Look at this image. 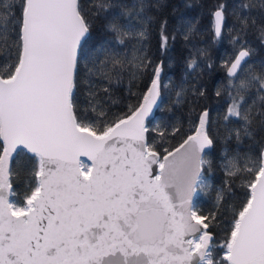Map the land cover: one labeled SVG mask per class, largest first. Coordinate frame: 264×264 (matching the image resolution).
Here are the masks:
<instances>
[{
	"label": "snow or ice",
	"instance_id": "6c2138e0",
	"mask_svg": "<svg viewBox=\"0 0 264 264\" xmlns=\"http://www.w3.org/2000/svg\"><path fill=\"white\" fill-rule=\"evenodd\" d=\"M151 8L150 0L0 6V264H264V150L243 160L225 154L226 175L243 180L246 192L231 206L224 195L231 186L221 188L205 214L196 201L213 166L209 110L195 116L190 134L171 150H157L150 139L152 132L166 139V128H150L163 62L122 58L116 46L147 40ZM104 13L110 39L97 49L93 22ZM212 15L219 38L226 6ZM232 15L240 33L253 28L264 41V0L259 7L241 0ZM166 23L161 47L170 38ZM193 30L189 25L185 40ZM234 39L241 46L225 62L230 103L223 119L243 121L246 134L257 121L264 131V67L250 70L247 42ZM130 71H150L146 90L137 104L113 114L112 86ZM194 91L205 96L202 88ZM180 132L172 127L170 135ZM21 176L26 187L18 195L14 178Z\"/></svg>",
	"mask_w": 264,
	"mask_h": 264
},
{
	"label": "trees",
	"instance_id": "16d2710c",
	"mask_svg": "<svg viewBox=\"0 0 264 264\" xmlns=\"http://www.w3.org/2000/svg\"><path fill=\"white\" fill-rule=\"evenodd\" d=\"M6 0H0L2 6ZM114 4H127L131 6L136 0H111ZM241 0H150L152 5L148 15L151 17L148 30L150 35L146 41L138 42L137 39L126 41L125 45H117L121 57L131 60L135 56H147L153 63L163 62L161 73L162 95L150 116V128L157 125L161 129H167L166 139H161L152 132L150 139L157 145V150L163 151L164 147L172 149L180 143L185 134L191 132L192 121L203 109L210 112L209 135L213 138V147L207 150V158L213 162V166L207 172L206 183L209 187L197 198V206L205 214L214 210L217 204V196L221 188L231 186V194L226 190L224 195L231 206H238L246 192L244 181L230 178L223 169L225 154L239 155L255 158L264 146V131L257 121L247 131H244V122L237 118L229 121L223 119L229 97L223 87L227 83L225 62L230 61L241 46L234 38L239 36L240 41L247 42L251 55L247 59L250 70L259 72L264 67V41H261L259 33L249 28L246 33L239 32V25L232 15L233 9ZM259 7L261 0H253ZM219 4H224L228 15L226 26L222 35L217 38L214 34L213 10ZM106 13L98 16L93 22L92 41L97 49L110 39L106 29ZM166 21L164 33L170 38L166 47H161L159 40L160 25ZM189 25L194 30L187 40L184 35L188 32ZM196 60L197 67L190 69V60ZM150 71L143 76L125 74L119 83L112 86L111 100L108 101L109 111L120 114L127 111L129 105L138 103V98L146 90ZM202 88L204 97H200L194 91ZM217 89L221 95L216 96ZM177 96V93H181ZM257 101L258 97H252ZM114 101V103H113ZM172 127H180L181 132L171 136ZM240 132L237 139L235 132ZM14 187L18 195H21L26 187L24 177L14 178ZM227 219V217H226ZM216 231H220L217 228Z\"/></svg>",
	"mask_w": 264,
	"mask_h": 264
},
{
	"label": "water",
	"instance_id": "95a60500",
	"mask_svg": "<svg viewBox=\"0 0 264 264\" xmlns=\"http://www.w3.org/2000/svg\"><path fill=\"white\" fill-rule=\"evenodd\" d=\"M215 10H216V9H214L213 12H214ZM212 14H213V13H212ZM212 16H213V15H212ZM213 23H214V20H213ZM236 52H237V51H236ZM235 54H236V53H235ZM235 54H234V55H235ZM160 60H161V59H160ZM160 60H159L158 63H160ZM226 72H227V69H226ZM189 134H190V133H189ZM181 142H182V141H181ZM181 142H180V143H181ZM178 145H179V143H178L176 146H178ZM176 146H174V147H176ZM170 150H171V149H170ZM263 150H264V146H263Z\"/></svg>",
	"mask_w": 264,
	"mask_h": 264
}]
</instances>
